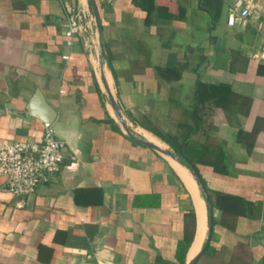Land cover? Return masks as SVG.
<instances>
[{"label":"crops","instance_id":"crops-1","mask_svg":"<svg viewBox=\"0 0 264 264\" xmlns=\"http://www.w3.org/2000/svg\"><path fill=\"white\" fill-rule=\"evenodd\" d=\"M232 1L94 0L107 67L89 0H0V142H64L34 192L0 177V264H264V0L228 26Z\"/></svg>","mask_w":264,"mask_h":264},{"label":"built area","instance_id":"built-area-1","mask_svg":"<svg viewBox=\"0 0 264 264\" xmlns=\"http://www.w3.org/2000/svg\"><path fill=\"white\" fill-rule=\"evenodd\" d=\"M253 0H233L227 8L226 25L243 23L250 15ZM66 43L82 32L80 15L67 7L65 17ZM264 39V30H263ZM264 56V45L261 48ZM63 59L67 55L62 56ZM264 120V108L261 114ZM64 142L54 135V129L45 127L38 142L16 140L0 142V177L5 189L14 195H27L36 189L46 176L56 172L63 157Z\"/></svg>","mask_w":264,"mask_h":264},{"label":"water","instance_id":"water-1","mask_svg":"<svg viewBox=\"0 0 264 264\" xmlns=\"http://www.w3.org/2000/svg\"><path fill=\"white\" fill-rule=\"evenodd\" d=\"M89 4H90V8H91V12H92V15H93V18H94V23H95V27H96V33H97V36H98V48H99V52H100V56L101 58L103 59L105 65L108 67L109 66V63H108V58H107V55L104 51V44L102 42V39H101V24H100V17H99V13H98V10H97V7H96V4L94 2V0H89ZM104 87H105V92H106V97H107V100L110 104V107L112 109V112L114 114V117L116 119V121L120 124V126L122 127V129L124 130L125 134L134 142L136 143H139V144H142L152 150H155L156 152L158 153H161L163 155H166L170 158H172L173 160H175L176 162L180 163V164H183L178 155L176 154H173L172 152H170L169 150L165 149V148H162L146 139H143L142 137H139V136H136L131 130L130 128L125 124V122L123 121L120 113H119V110H118V106L116 104V102L114 101L108 87L106 86V84L104 83ZM184 165V164H183ZM190 173L192 174L194 180H195V183L196 185L200 188V190L204 193V188L199 180V177L197 176L196 172L193 171V170H190ZM204 201L208 207V200L204 194ZM210 225H211V214H210V209L208 207V229H207V235H206V239L199 251V253H201L206 245H207V242H208V239H209V236H210ZM196 260V256H194L190 261H188L187 263L185 264H193L194 261Z\"/></svg>","mask_w":264,"mask_h":264},{"label":"trees","instance_id":"trees-1","mask_svg":"<svg viewBox=\"0 0 264 264\" xmlns=\"http://www.w3.org/2000/svg\"><path fill=\"white\" fill-rule=\"evenodd\" d=\"M208 91V92H207ZM206 99H210L212 102H215L218 97L213 93V87L212 86H206L201 82L197 83V88H196V95H195V100H196V105H202ZM184 148V144L182 145H176L175 148V153L178 155L180 161L186 166L188 170H193L196 172L197 176L199 177V174L197 173L195 164L197 161L192 160L187 158L183 153L182 150ZM199 180L202 183V179Z\"/></svg>","mask_w":264,"mask_h":264},{"label":"rangeland","instance_id":"rangeland-1","mask_svg":"<svg viewBox=\"0 0 264 264\" xmlns=\"http://www.w3.org/2000/svg\"><path fill=\"white\" fill-rule=\"evenodd\" d=\"M127 122H129V121H127ZM127 122H126V123H127ZM128 124H129V123H128ZM195 167H196V166H195Z\"/></svg>","mask_w":264,"mask_h":264},{"label":"bare ground","instance_id":"bare-ground-1","mask_svg":"<svg viewBox=\"0 0 264 264\" xmlns=\"http://www.w3.org/2000/svg\"><path fill=\"white\" fill-rule=\"evenodd\" d=\"M161 147V146H160Z\"/></svg>","mask_w":264,"mask_h":264}]
</instances>
